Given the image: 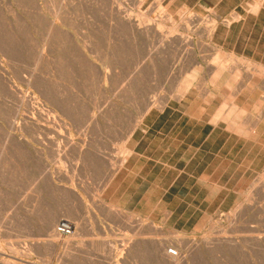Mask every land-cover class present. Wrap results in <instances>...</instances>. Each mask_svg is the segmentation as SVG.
Returning a JSON list of instances; mask_svg holds the SVG:
<instances>
[{
    "label": "rangeland",
    "instance_id": "obj_1",
    "mask_svg": "<svg viewBox=\"0 0 264 264\" xmlns=\"http://www.w3.org/2000/svg\"><path fill=\"white\" fill-rule=\"evenodd\" d=\"M141 1L0 0V264H264V59L206 34L242 24L264 0ZM210 101L251 134L246 157L223 152L233 161L220 173L225 201L202 212L188 196L196 167L156 137L175 136L183 112L199 117ZM146 156L154 167L134 183Z\"/></svg>",
    "mask_w": 264,
    "mask_h": 264
},
{
    "label": "crops",
    "instance_id": "obj_2",
    "mask_svg": "<svg viewBox=\"0 0 264 264\" xmlns=\"http://www.w3.org/2000/svg\"><path fill=\"white\" fill-rule=\"evenodd\" d=\"M247 11L246 13L248 14L245 18H241L243 19L242 24H228L225 28L217 26L211 39H216L221 49H229L234 54L241 50L242 54L246 52L251 54V56L242 55L245 58L251 60L264 59V4L258 6L256 10ZM248 20L253 22L249 30L243 34L241 33L243 26ZM259 22H263V24L258 26ZM232 30H235V32L232 33ZM255 55L258 56L256 57ZM179 103L181 105L180 108H182L184 104L182 102ZM166 106L171 107L170 102ZM166 106L164 107L165 109L163 108V113L166 112ZM205 108L207 110L210 109V111L199 117L193 116L189 112H183L179 118H182V120H178L180 127L175 136H170V133L161 131L157 135L161 138L156 137L160 139L159 146L168 157L178 154L176 162L186 167H196L198 172L197 176H195L197 189L194 194L188 196L190 199L193 198L195 202L193 205L202 212H205L203 208L208 210L212 207L213 210H217L225 201L227 193L222 191L227 188V185L226 183L225 185L219 184V181L221 179L220 173H226L228 167L233 163L232 159H227V155L231 154L232 157H236L237 154L244 152L243 157H246L247 151H249L247 136L244 133L229 129V119L220 117L217 114L218 106L213 110L212 102L210 101L206 102ZM148 115L154 116L156 113L150 111ZM215 118H217V121H215ZM147 142V146L150 147L151 139L147 138ZM227 148H229L228 154H223ZM244 148L247 151H244ZM150 159V157L146 156L141 168L133 173L134 176L131 181L134 180V183L136 180L147 181V176L154 167V165L151 166ZM162 163L166 165L165 169L168 171L169 166H167V163L165 161ZM146 165L149 168V172H145L146 174L144 175L142 170ZM193 187L194 185H190L188 188L192 189ZM138 189L139 185L135 184L133 190L130 191L132 199L138 197ZM148 197H151L150 193L146 198ZM179 199L183 200L184 198L179 197ZM146 203H151V200H146Z\"/></svg>",
    "mask_w": 264,
    "mask_h": 264
},
{
    "label": "bare ground",
    "instance_id": "obj_3",
    "mask_svg": "<svg viewBox=\"0 0 264 264\" xmlns=\"http://www.w3.org/2000/svg\"><path fill=\"white\" fill-rule=\"evenodd\" d=\"M140 1H141V0H140ZM111 3H112V2H111ZM111 3H110V4H111ZM117 3H118V2H117ZM141 3H143V2L141 1ZM154 3H155V2H154ZM115 6H116V5H115ZM158 6H159V5H158ZM117 7H118V6H117ZM138 8H139V7H138ZM110 9H111V8H110ZM123 9H124V8H123ZM125 9H126V8H125ZM125 9H124V10H125ZM112 10H113V9H112ZM124 10H122V11H124ZM117 11H118V10H117ZM119 12H121V10H120ZM119 12H118V13H119ZM125 12H126V11H125ZM123 13H124V12H123ZM139 14H140V13H139ZM145 14H146V13H145ZM121 15H122V12H121ZM137 15H138V13H137ZM137 15H135V16H137ZM192 15H193V14H192ZM109 16H110V15H109ZM189 16H190V15H189ZM194 16H196V15H194ZM116 17H117V16H116ZM118 17H119V16H118ZM191 17H192V16H191ZM236 17H237V16H236ZM125 18L130 22V21H133V18H134V17H133V15H132V13H127V14L125 15ZM147 18L149 19L150 17H146V19H147ZM109 19H110V18H109ZM120 19H122V18L120 17ZM135 19H136V18H135ZM169 19H170V18H169ZM122 20H123V19H122ZM136 20H137V19H136ZM137 21H139V20H137ZM140 21H141V20H140ZM191 21H192V18H191ZM159 22H160V21H159ZM188 22H189V21H188ZM157 23H158V22H157ZM162 23H163V22H162ZM211 23H212V22H211ZM211 23H210V24H211ZM116 24H117V23H116ZM121 24H122V21H121ZM123 24H124V23H123ZM123 24H122V25H123ZM125 24H126V23H125ZM130 24H131V23H130ZM141 24H142V23H141ZM141 24H140V25H141ZM146 24H147V23H146ZM189 24H190V23H189ZM118 25H119V24H118ZM155 25H156V24H155ZM157 25L163 26V25H161V24H159V23H158ZM192 25H193V24H192ZM112 26H113V24H112ZM124 26H125V25H124ZM129 26H130V25H129ZM131 26H132V25H131ZM133 26H134V25H133ZM141 26H142V25H141ZM118 27H119V26H118ZM137 27H138V26H137ZM158 27H159V26H158ZM186 27H187V26H186ZM206 27H207V26H206ZM216 27H217V26H216ZM148 28H150V26H147V25L145 26V25H144V29H148ZM164 28H165V27H164ZM172 28H173V27H172ZM190 28H191V27H190ZM117 29H118V28H117ZM117 29H116V30H117ZM127 29H128V28H127ZM133 29H134V27H133ZM158 29H159V28H158ZM160 29H161V28H160ZM214 29H215V28H214V25H213V24L209 25V26L207 27V29H206V34H207L208 36H210L211 34L213 35ZM112 30H113V29H112ZM129 30H130V28H129ZM153 30H154V29H153ZM170 30H171V28H170ZM173 30H174V29H173ZM188 30H189V29H187V31H188ZM135 31H136V30H135ZM174 31H175V30H174ZM174 31H172V32H174ZM191 31H192V30H191ZM146 32H147V31H146ZM151 32H152V29H151ZM170 32H171V31H170ZM175 32H177V31H175ZM183 32H184V31H183ZM134 33H135V32H134ZM134 33H133V34H134ZM156 33H157V32H156ZM187 33H188V32H187ZM143 34H145V33L143 32ZM148 34H150V33H148ZM158 34H159V33H158ZM171 34L173 35V33H171ZM177 34L180 35V33H177ZM202 34H203V33H202ZM106 35H107V34H106ZM169 35H170V33H169ZM185 35H186V34H184L183 36H185ZM188 35H189V34H187V36H188ZM128 36H129V35H128ZM160 36H161V35H160ZM173 36H174V35H173ZM180 36H181V35H180ZM180 36H179V38H181ZM187 36H186V37H187ZM192 36H193V34H192ZM88 37H89V36H88ZM133 37H134V36H133ZM149 37H150V36H148V38H149ZM151 37H152V36H151ZM167 37H168V34H167ZM170 37H172V36H170ZM186 37H185V38H186ZM194 37H195V36H194ZM152 38H153V37H152ZM152 38H149V39H150V42L152 41V40H151ZM155 38H156V36H155ZM176 38H177V37H176ZM190 38H191V37L188 36L186 40H189ZM206 38H207V37H206ZM161 39H162V38H161ZM154 40H156V39H154ZM158 40H159V39H158ZM163 40H164V39H163ZM165 40H166V39H165ZM169 40H171V38H170ZM184 40H185V39H184ZM147 41H148V40H147ZM156 41H157V40H156ZM181 41H182V40H181ZM181 41H180V42H181ZM191 41H193V40H191ZM191 41H188V42H191ZM115 42H116V41H115ZM141 42H142V40H141ZM152 42H153V41H152ZM154 42H155V41H154ZM154 42H153V44H154ZM160 42H161V41H160ZM170 42H171V41H170ZM173 42H174V40H173ZM180 42H178V43L180 44ZM185 42H186V41H185ZM201 42H202V41H201ZM88 43H90V42H88ZM112 43H113V42H112ZM143 43H144V42H143ZM158 43H159V42H157V44H158ZM197 43H198V42H197ZM161 44L165 46L164 41H162ZM170 44H171L170 46H172V43H170ZM183 44H184V43H182V46H183ZM186 44H187V42H186ZM191 44H192V42H191ZM1 45H2V44H1ZM159 45H160V44H159ZM173 45H174V44H173ZM147 46H148V45H147ZM178 46H179V45H178ZM180 46H181V45H180ZM189 46H190V44H189ZM148 47H149V46H148ZM165 47H166V46H165ZM175 47H176V44H175ZM187 47H188V46H187ZM190 47H191V46H190ZM155 48H156V46H155ZM217 49H218V48H217ZM171 50H172V49H171ZM115 51H116V50H115ZM178 51H179V50H178ZM181 51H182V50H181ZM219 51H220V49H219ZM221 51H222V50H221ZM165 52H166V51H165ZM170 52H171V51H170ZM159 53H160V52H159ZM219 54H220V53H219ZM219 54H218V55H219ZM221 55H222V54H221ZM216 56H217V54H216ZM229 56H230V54H229ZM231 56L234 57L235 55H234V56L231 55ZM42 57H43V56H42ZM218 57H219V56H218ZM226 57H227V56H226ZM212 58H213V57H212ZM216 58H217V57H216ZM216 58H213V59H216ZM227 58H228V57H227ZM236 58H237V57H236ZM236 58H235V61H236ZM220 59H221V58H219L217 61H219ZM223 59H225V58H223ZM228 59H229V58H228ZM230 59H232V58H230ZM153 61H155V60H153ZM211 61H212V60H211ZM211 61H209V62H211ZM213 61H214V60H213ZM213 61H212V63H213ZM220 61L222 62L223 60H220ZM226 61H227V60H226ZM229 61H230V60H229ZM196 62H197V61H196ZM221 62H220V63H221ZM214 63H215V61H214ZM222 63H224V61H223ZM226 63H227V62H226ZM228 63H229V62H228ZM248 63H249V62H248ZM190 64H191V63H190ZM215 64H216V63H215ZM224 64H225V63H224ZM257 64H258V63H257ZM221 65H222V64H221ZM221 65H220V66H221ZM227 65H228V64H227ZM260 65H261V64H260ZM185 66H186V65H185ZM212 66H213V65H212ZM217 66H218V65H217ZM236 66H237V64H236ZM181 67H182V66H181ZM215 67H216V66H215ZM224 67H228V66H225V65H224ZM182 68H183V67H182ZM182 68H181V69H182ZM207 68H208V67H207ZM209 68H210V67H209ZM209 68H208V69H209ZM221 68H223V66H222ZM221 68H219V67L217 68V69H218V70H217V73H218L219 71H222ZM229 68H230V67H229ZM248 68H249V67H248ZM253 68H254V67H253ZM183 69H185V71H187L186 68H183ZM183 69H182V71H183ZM231 69H232V68H231ZM201 70H202V69H201ZM223 70H224V69H223ZM237 70H238V69H237ZM237 70L235 69L236 72H237ZM254 70H255V69H254ZM238 71H239V70H238ZM240 71H241V70H240ZM245 71H246V70H245ZM260 71H261V70H260ZM155 72H156V71H155ZM209 72H210V70H209ZM212 72H213V70H212ZM212 72H211V73H212ZM233 72H234V71H233ZM255 72H257V70H256ZM181 73H182V72H181ZM181 73H180V74H181ZM185 73H186V72H185ZM238 73H239V72H238ZM238 73H237V74H238ZM249 73H250V72H249ZM183 74H184V71H183ZM219 74H220V73H219ZM234 74H236V73L234 72ZM252 74H254V72H253ZM189 75H190V73H189ZM238 75L240 76L241 73L238 74ZM262 75H263V74H262ZM214 76H215V75H214ZM214 76H213V77H214ZM234 76H235V75H234ZM242 76H243V74H242ZM242 76H241V77H242ZM250 76H251V74H250ZM253 76H254V75H253ZM263 76H264V75H263ZM179 77H180V76H179ZM204 77H205V76H204ZM243 77H244V76H243ZM191 78H192V77H191ZM211 78H212V77H211ZM215 78H216V77H215ZM237 78H238V77H237ZM193 79H194V77H193ZM205 80H206V79H205ZM212 80H213V79H212ZM216 80H217V79H216ZM236 80H237V79H236ZM136 81H137V80H136ZM178 81H180V80H178ZM189 82H190V86H191V81H189ZM212 82H213V81H212ZM212 82H211V83H212ZM214 82H215V81H214ZM250 82H251V81H249L248 83H250ZM263 82H264V81H263ZM5 83H6V82H5ZM178 83H179V82H178ZM200 83H201V82H200ZM202 83H203V82H202ZM227 83H228V82H227ZM239 83H240V82H239ZM6 84H7V83H6ZM8 84H10V83H8ZM187 84H188V83H187ZM212 84H213V83H212ZM241 84H242V83H241ZM241 84H239V85L241 86ZM252 84H253V82H252ZM182 85H183V84H182ZM200 85H202V84H200ZM226 85H227V84H226ZM237 85H238V84H237ZM237 85H236V86H237ZM253 85H254V84H253ZM175 86H178L177 83L175 84ZM186 86H187V85H186ZM190 86H189V87H190ZM227 86H228V85H227ZM247 86H248V85H247ZM172 87H174V86H172ZM241 87H242V86H241ZM244 87H245V85H244ZM249 87H250V86H249ZM251 87H252V86H251ZM131 88H132V87H131ZM176 88H177V87H176ZM176 88H174V89H176ZM186 88H187V87H186ZM193 88H194V87H193ZM202 88H203V87H202ZM222 88H223V87H222ZM238 88H239V86H238ZM180 89H181V87H180ZM191 89H192V88H191ZM198 89H200V88H198ZM239 89H240V88H239ZM137 90H138V89H137ZM172 90H173V89H172ZM186 90H187V89H186ZM231 90H232V89H231ZM231 90H230V91H231ZM234 90H235V89H234ZM234 90H233V91H234ZM236 90H237V89H236ZM236 90H235V91H236ZM207 91H209V90H207ZM216 91H217V90H216ZM171 92H172V91H171ZM171 92H170V94H171ZM191 92H192V91H191ZM194 92H195V91H194ZM201 92H203V94H206V93H204L203 89H202V91H200V93H201ZM231 92H232V91H231ZM236 92H237V91H236ZM236 92H235L234 94H236ZM239 92H240V91H239ZM132 93H133V92H132ZM196 93H198V92H196ZM237 93H238V92H237ZM133 94H134V93H133ZM172 95H173V93H172ZM201 95H202V93H201ZM231 95L234 96L233 94H231ZM231 95H229V96H231ZM177 96L179 97V95H177ZM177 96L175 95V98H176ZM206 96H207V95H206ZM232 96H231L230 98H233ZM150 97H151V96H150ZM171 97H172V96H171ZM201 97H202V96H201ZM180 98H181V97H180ZM177 99H179V98H177ZM165 100L168 101V98L165 99ZM165 100L162 99L161 101H164V102H165ZM206 100H207V99H206ZM225 100L227 101L228 98L225 99ZM230 100H231V102H233L232 99H230ZM153 101H154V100H153ZM150 103H151V102H150ZM152 103H153V102H152ZM152 103H151V104H152ZM154 103H155V102H154ZM159 103H160V102H159ZM159 103L157 102V104H159ZM162 103H163V102H162ZM222 103H223V102H222ZM146 104H147V103H146ZM151 104H150V106H151ZM223 104H224V103H223ZM228 104H229V103H228ZM232 104H233V103H232ZM221 105H222V104H221ZM224 105H227V102H226ZM152 106H153V105H152ZM164 106H166V105H164ZM229 106H230V105H229ZM232 106H233V105H232ZM234 106H235V105H234ZM166 107H167V106H166ZM220 107H221V106H220ZM222 107H223V108H221V109H224V106H222ZM148 108H149V107H148ZM161 108H163V107L161 106ZM225 108H226V107H225ZM234 108H235V107H234ZM237 108H238V107H237ZM164 109H165V108H164ZM218 109H219V108H218ZM243 109H244V108H243ZM243 109L241 110L242 112H244ZM161 110H162V109H161ZM137 111H138V110H137ZM147 111H148V110H147ZM221 111H222V110H221ZM223 111H224V110H223ZM232 111H233V110H232ZM140 112H141V111H140ZM219 112H220V111H219ZM228 112H229V111H228ZM143 113H144V112H143ZM224 113H225V112H224ZM238 113H239V112H238ZM240 113H241V112H240ZM213 114H214V113H213ZM217 114H218V113H217ZM217 114H216V115H217ZM225 114H226V116H228L227 113H225ZM253 114H254V113H252V115H253ZM140 116H141V115H140ZM143 116H144V114H143ZM143 116H142V118H143ZM145 116H146V115H145ZM217 116H218V115H217ZM222 116H224V115H222ZM229 116H230V115H229ZM213 118H214V117H213ZM233 118H234V117H233ZM246 118H247V117H246ZM141 120H142V119H141ZM218 120H220V119H218ZM244 120H245V119H244ZM246 120H247V119H246ZM246 120H245V121H246ZM212 121H213V120H212ZM215 121H217V118H215ZM232 121H233V120H232ZM248 121H249V119H248ZM248 121H247V122H248ZM255 121H256V120H255ZM136 122H137V121H136ZM235 122H236V121H235ZM238 122H239V121H238ZM249 122L251 123V121H249ZM139 123H140V122H139ZM139 123H138V124H139ZM215 123H216V122H215ZM250 123H249V125H250ZM212 124H213V123H212ZM247 124H248V123H247ZM226 125H227V124H226ZM226 125H225V127H226ZM229 125H230V124H229ZM133 126H135V125H133ZM136 126H137V125H136ZM228 127H229V126H228ZM237 127H238V126H237ZM251 128H254V126L251 127ZM229 129H230V128H229ZM231 129H232V127H231ZM238 129H239V127H238ZM238 129H237V130L235 129V130H236V131H239L240 129H239V130H238ZM130 133H131V132H130ZM238 133H240V132H238ZM241 133H242V132H241ZM249 133H250V132H249ZM250 134H251V133H250ZM250 134H249V135H250ZM241 135H242V134H241ZM249 135H248V137H250ZM248 137H247V139H248ZM249 139H251V138H249ZM123 155H124V153H123ZM121 164H122V163H121ZM260 182H261V181H260ZM249 192H250V191H249ZM55 215H56V214H55ZM55 218H56V217L54 216V219H55ZM52 219H53V218H52ZM54 219H53V220H54ZM53 220H52V221H53ZM58 220H59V219H58ZM50 221H51V220H50ZM48 222H49V221H48ZM60 222H63V221H60ZM51 223H53V222H51ZM48 224H49V223H48ZM53 224H54V223H53ZM53 224H52V225H53ZM52 225L50 224V226H52ZM59 225H60V224H59ZM48 226H49V225H48ZM52 227H53V226H52ZM54 232H55V231H54ZM57 233H58V232H57ZM56 236H57V235H56ZM59 236H60V235H59ZM59 236H58V237H59ZM58 237H57V238H58ZM55 238H56V237H55ZM66 242H67V240H66ZM66 242H65V243H66ZM81 242H82V241H81ZM154 242H155V241H154ZM68 243H69V242H68ZM68 243H67L66 245L69 246ZM63 244H64V243H63ZM153 245H154V243H153ZM74 246H75V245H74ZM74 246H73V247H74ZM78 246H79V245H78ZM161 246H162V244H161ZM163 246H164V245H163ZM187 246H188V245H187ZM197 247H198V246H197ZM126 248H127V247H126ZM128 248H129V247H128ZM153 248H154V247H153ZM161 248H162V247H161ZM161 248H160V249H161ZM66 251H67V250H66ZM164 251H165V250H164ZM167 255H168V254H167ZM168 257L172 258L173 260L176 259V257H172V256H169V255H168ZM166 260H167V259H166ZM176 260H177V259H176ZM170 261H171V259H170ZM174 262H175V261H174ZM179 262H180V261H179ZM171 263H172V262H171ZM175 263H176V262H175ZM177 263H178V261H177Z\"/></svg>",
    "mask_w": 264,
    "mask_h": 264
},
{
    "label": "built area",
    "instance_id": "obj_4",
    "mask_svg": "<svg viewBox=\"0 0 264 264\" xmlns=\"http://www.w3.org/2000/svg\"><path fill=\"white\" fill-rule=\"evenodd\" d=\"M74 229V226L70 222L63 221L61 224L57 227V231L62 235H70L72 234ZM167 254L172 257L179 256V252L177 249L170 247L167 249Z\"/></svg>",
    "mask_w": 264,
    "mask_h": 264
}]
</instances>
